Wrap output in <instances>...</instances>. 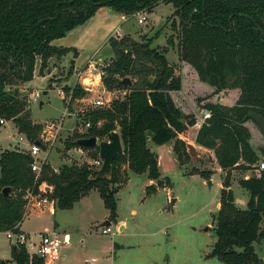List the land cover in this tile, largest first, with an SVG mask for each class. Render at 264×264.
<instances>
[{
  "label": "trees",
  "instance_id": "obj_1",
  "mask_svg": "<svg viewBox=\"0 0 264 264\" xmlns=\"http://www.w3.org/2000/svg\"><path fill=\"white\" fill-rule=\"evenodd\" d=\"M162 3L172 4L180 18L179 60L191 65L200 81L214 89V95L238 90L236 104L201 106L210 116L197 130L196 117L185 114L174 99L182 77L167 59L168 50L153 48L152 40L141 44L130 37L111 38L114 57L102 70V84L108 92L123 90L125 95L107 107L91 108L86 114L91 127L77 130L66 143L67 149L96 151L94 158L91 155L94 160L99 148L79 146L76 140L95 137L102 141L117 131L123 152L112 164L111 178L95 180L98 169L87 162L64 165L58 172L47 164L37 177L28 153L6 151L0 156V230L20 231L28 215V194L47 198L58 209L71 210L92 190L99 192L109 221L117 224L116 195L128 183L129 172L146 174L151 181L161 176L149 142L163 146L174 141L173 154L184 165L192 152L181 136L212 150L224 173L212 255L222 264H264L255 248L264 240V173L261 178L239 181L250 196L246 210L235 205L232 191L233 172L257 169L264 160L246 125L250 113L264 117V0H0V119L12 121L29 142H37L42 126L30 118L28 93L23 87L34 80L37 69L40 76L50 73L52 59L61 61L78 53L75 48L54 46L53 41L85 25L102 7L133 18L153 13ZM173 42L171 36L168 43ZM73 69L71 66L66 81ZM126 78L131 87L123 84ZM63 88L72 93L71 103L89 94L78 83ZM208 175L201 173L203 178ZM6 188L10 189L7 198ZM12 262L44 264L16 244Z\"/></svg>",
  "mask_w": 264,
  "mask_h": 264
},
{
  "label": "rangeland",
  "instance_id": "obj_2",
  "mask_svg": "<svg viewBox=\"0 0 264 264\" xmlns=\"http://www.w3.org/2000/svg\"><path fill=\"white\" fill-rule=\"evenodd\" d=\"M142 15L147 18L145 24H139V14H136L133 28L129 29L131 34L118 36L116 40L130 37L141 44L152 40L153 48H158L159 51L168 50L167 59L177 67L183 81L181 90L173 93L176 104L185 114H197L198 118L195 117L200 128L210 116L208 111L201 116V106L218 104L219 100L212 95L213 93H209L208 89H203V82L191 65L179 60L177 46L180 18L175 15L173 5L165 3L158 5L153 14L143 12ZM174 26L177 30H173ZM171 36L174 40L173 45L168 43ZM106 51L107 49L104 53ZM113 57L114 52L111 58L97 65L98 71L93 73L101 72ZM70 67L71 64L65 61L55 73L67 76ZM52 78L53 75L50 77L47 74L45 77L38 75L27 86L28 100L29 94L34 90L41 92V99L38 102L29 101L30 118L37 124H44L49 120L63 124L56 145L50 152L48 164L54 170V167L58 169L66 162L68 164L90 162L96 151L86 150L82 155L72 151L74 148L67 149L66 143L79 128H87L86 114L95 106L92 103L77 104L76 109L72 107L73 113L70 115L68 102H64L60 95L63 86L54 83L53 87H50ZM74 79L75 75L72 74L69 81L72 83ZM91 80L93 82L95 78L86 80L84 77L78 82L82 87L91 88L89 93L93 96L98 94L112 102L125 95L126 91L123 90L108 92L91 84ZM93 89L100 90L101 93L94 92ZM225 101L235 105L236 93L233 90L227 92ZM248 128L251 142L257 154L263 158L264 137L261 129L254 121H250ZM19 137L13 122L6 128H0V151L1 147L11 149V145L19 140ZM184 140L194 148L195 152L192 153L191 159L184 165L175 162L173 165L165 166V155L164 162L159 163L161 176L159 180H152L153 184L150 186L145 174L129 172L128 184L116 195L119 220L117 224L111 222L112 233L104 235L101 232L108 212L98 191L91 194L82 204H76L71 210L58 209L52 202L40 208L32 202L28 209L29 213L22 222V229L35 231L31 236L39 240V234L52 229L57 223L58 232L71 236V244L61 248L60 257L53 264H92L93 259L97 260L94 264H222L212 255V250L216 242L214 217L221 207L223 174L212 150L204 149L187 138ZM148 145L156 154L160 155L163 152L152 142ZM65 154L73 162L67 160ZM159 155H156L157 158ZM201 173L209 175L203 178ZM257 175L256 169L233 172L232 191L234 203L239 209L246 210L250 198L249 193L239 185V181ZM151 185H155L153 190H149ZM132 210L136 212L133 215ZM13 245L14 241L8 240L6 236L0 237V264L4 262L15 264L12 262ZM255 248L264 262V240L256 243Z\"/></svg>",
  "mask_w": 264,
  "mask_h": 264
},
{
  "label": "crops",
  "instance_id": "obj_3",
  "mask_svg": "<svg viewBox=\"0 0 264 264\" xmlns=\"http://www.w3.org/2000/svg\"><path fill=\"white\" fill-rule=\"evenodd\" d=\"M151 14H153V13H151ZM139 15H142V13H139ZM139 18H140V16H139ZM134 21H135L134 17L133 18H128V17H125L123 15L114 13L113 11H111L107 7H102V8H100L97 11L96 15L93 18H91L85 25L74 29L73 31L68 33L65 37L53 41L52 44L54 46L65 47V48H75L78 53H77L76 56H74L72 53H70L66 57H63L61 59V61H57L56 59H52L50 61L51 71H50V73H47V75L49 77L51 75H53V78L50 79V81H52V83L49 86L53 87L54 83H58V84L62 85L63 87L66 86V85L72 87V86H74L77 83V74L79 72H82L83 70L87 69L89 63H91L93 65V67L95 66L97 68V65H99L101 62H103L107 58H111L112 54H113V51H112V48H111V45H110V39L113 38V37L123 36V35H126V34L130 35L131 34V30H129V29L133 28L132 26H133ZM105 49H107L106 53H104ZM65 61H68L71 64V66H74L73 74L75 75V79H74V81L72 83L69 80L68 81L65 80V77H66L65 75H60V73L59 74L55 73L56 71H59L58 70L59 66L62 63H64ZM93 67L92 66L90 67L91 71H93ZM36 76H38V69H37V72H36ZM45 76H42V77H45ZM84 77L86 78V80L88 78L92 79V77L95 78V81H93V84H96L98 82V77H96L94 73H93V75L92 74H88V73H83L82 78H84ZM100 84L101 83H99V86H100ZM28 85H29V83L23 87V89H25L27 93H29V90H28L29 88L27 87ZM63 87L60 90V95H61V92L63 91L64 94H65V97H63L62 95H61V97L63 98L64 102L65 101L68 102L67 104H68V107H69L70 106L69 104L71 103V100H72V93L67 94L66 90ZM202 87H203V89H208L209 93H213L214 92V89L212 87H210L209 85H207L206 83H203ZM229 91L230 90H226V91H223L220 94H217V95L212 94V95L215 96L216 99L219 100V101L217 100L218 101L217 103L223 104L225 106H233L232 104H228L225 101V95ZM233 91L236 93V102H237V100L239 98V91L238 90H233ZM94 92L101 93L100 90L99 91L94 90ZM176 93H178V92H176ZM31 94L32 93L29 94V101H30ZM45 94H48V92H45ZM98 98H100V96H98V94H95V96H93L92 94L89 93L83 99H76L75 101H72L71 106L69 107L70 115L73 113L72 112V107L76 109L77 108V104H81V103L82 104H84V103H92V105H93V102L95 100H97ZM205 112H206V110L201 109V116H203L205 114ZM193 115L198 118L197 114L196 115L193 114ZM250 121L251 120H249L246 123L247 127H249ZM10 122H12V121L4 120L3 124L0 123V128H3V127L6 128V126H8L10 124ZM35 124H37V123H35ZM198 124L199 123H198V120H197V124L195 126V128L197 130L199 129ZM40 125L42 126V124H40ZM15 128L18 131L16 126H15ZM18 133H19V131H18ZM19 135H20L19 140H16L11 145V149H2V147H1L0 156H1L2 153L6 152V151H21V152H25V150H27L28 144H29L28 139L22 133H19ZM180 138L183 139V140L185 139L184 137H181V136H180ZM16 146H18V147H16ZM159 148L163 150V152L160 155L156 154L154 152L156 155H159V157H158L159 163L162 164L164 162L163 159H164L165 155H166V162H164L165 166L173 165L175 162H178L176 157H175V155L173 154L174 143L170 142L167 145L159 146ZM202 148H204V147H202ZM204 149H206V148H204ZM72 151L84 155L86 150L82 149V148H74ZM65 158L67 160L71 161V159L66 154H65ZM71 162H73V161H71ZM64 165H70V164H68L66 162L62 166H64ZM60 168L56 169L54 167V170L56 172H58ZM220 171H222L221 168H220ZM222 174L223 175H222L221 180L223 182V177H224L223 171H222ZM146 177H147V180H148V185L150 186V184H153V181L149 180L147 175H146ZM149 186H147V188ZM151 186H153V185H151ZM96 191L97 190H92L87 196L83 197L77 204H79V205L82 204L84 201H86V199H89V196L91 194L96 193ZM99 196H100V194H99ZM87 201H89V200H87ZM102 202H103V200H102ZM107 212L108 213L106 214V216L104 218L106 220H108V218H109V211L107 210ZM135 213H136L135 210L131 211L132 215L135 214ZM117 214H118V205H117ZM118 216H119V214H118ZM118 220L119 219L117 217V223H118ZM57 227H58V225H57V223H55L53 225L52 229L45 230L42 233H47V232H50L52 230H56L57 231ZM20 231L24 232L26 234H29V235L35 233V231H25L24 229H22V225L20 227ZM71 242H72V240H71ZM0 260H1V258H0ZM4 264H5V262H4Z\"/></svg>",
  "mask_w": 264,
  "mask_h": 264
},
{
  "label": "built area",
  "instance_id": "obj_4",
  "mask_svg": "<svg viewBox=\"0 0 264 264\" xmlns=\"http://www.w3.org/2000/svg\"><path fill=\"white\" fill-rule=\"evenodd\" d=\"M140 18L138 19L139 24H145L146 17L143 15H139ZM93 67L91 63H89L88 68L83 70L82 72H79L77 74V83L79 84L78 80L82 78L83 73H88L93 75V71H98V69L94 66L93 71L90 70V67ZM103 71H99L95 74L96 77H98V82L94 85L100 87L103 89L102 84V76ZM91 84H93L92 81H90ZM99 83L100 86H99ZM99 88V89H100ZM84 89L86 91H91V88L85 87ZM61 95L65 97L64 92H61ZM41 98V92L39 90H35L31 96L30 101L31 102H38ZM111 100L98 98L93 102V105L96 107H107L110 105ZM0 123L3 124L4 121L0 120ZM87 128L91 127L90 123L86 125ZM63 128L62 122H55V121H46L44 124H42V131L39 136V140L37 142H29L27 150H25L26 153H28L32 158L31 163V170L32 172L38 177L42 171L43 166L48 164V159L51 150L54 149L56 142L58 140V136L60 134V131ZM78 132H83L82 128L78 129ZM90 164V166L94 169H99L102 166L103 161L100 157L97 159H92L90 162H87ZM256 171L258 172L257 178L262 177V173H264V160H262L259 165L257 166ZM27 204H26V210L29 213L28 209L30 208L32 202L38 207H44L47 203H49V200L47 198H41L38 199L36 196H33L32 194H28L26 197ZM102 234L107 235L112 233L111 226H103L102 227ZM6 236V238L10 241H14V244L16 245H22L26 248L29 256L31 258L37 257L44 261V264H53L54 261L58 260L60 257L61 248L64 245H70L71 244V237L68 233H60L56 230H52L47 233L39 234V240H36L34 237H32L29 234H26L24 232L15 230H9V231H1L0 230V237ZM97 260L93 259L91 261L92 264L96 263Z\"/></svg>",
  "mask_w": 264,
  "mask_h": 264
},
{
  "label": "water",
  "instance_id": "obj_5",
  "mask_svg": "<svg viewBox=\"0 0 264 264\" xmlns=\"http://www.w3.org/2000/svg\"><path fill=\"white\" fill-rule=\"evenodd\" d=\"M151 80V78H150ZM125 86L131 87L132 82L129 78L123 80ZM246 120L254 121L259 128L264 137V117L259 114L250 113L247 115ZM77 145L88 148H99V157L103 161L101 168L96 171L95 180H102L105 178L110 179L112 175V164L119 154L123 152V144L120 134L117 131H112L108 134L105 140L99 141L95 137L80 138L75 142ZM189 149L194 153V148L189 145ZM262 156L264 157V151H262ZM155 187V185H153ZM10 192L9 188L4 190V195L7 198ZM111 222L106 220L102 226H109Z\"/></svg>",
  "mask_w": 264,
  "mask_h": 264
}]
</instances>
